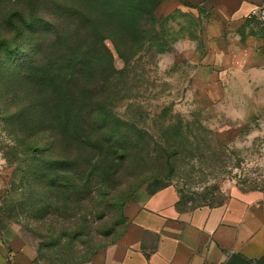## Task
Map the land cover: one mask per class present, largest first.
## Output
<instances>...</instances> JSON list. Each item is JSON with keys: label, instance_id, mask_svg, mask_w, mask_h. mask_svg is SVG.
<instances>
[{"label": "rangeland", "instance_id": "obj_1", "mask_svg": "<svg viewBox=\"0 0 264 264\" xmlns=\"http://www.w3.org/2000/svg\"><path fill=\"white\" fill-rule=\"evenodd\" d=\"M239 1L238 19L215 1L156 10L155 33L137 50L123 45L125 57L105 39L115 73L88 95L98 118L78 119L87 129L73 137L58 132L54 148L41 134L30 150L18 141L23 125L12 111L23 107L24 87L19 75L10 81L2 42L14 33L0 8V221L32 264L87 263L167 185L182 208L251 195L264 209V39L251 14L260 0ZM87 135L114 137L120 154L102 157ZM59 159L83 176L50 165Z\"/></svg>", "mask_w": 264, "mask_h": 264}, {"label": "trees", "instance_id": "obj_2", "mask_svg": "<svg viewBox=\"0 0 264 264\" xmlns=\"http://www.w3.org/2000/svg\"><path fill=\"white\" fill-rule=\"evenodd\" d=\"M165 1L0 0V8L6 10L3 23L14 33L10 40L2 42L13 72L10 81L16 85L19 75L24 87L23 107L12 111L23 125L19 130L24 132L25 139H19V145L30 150L38 143L36 138L48 133V138H53L49 146L54 148L58 132L73 137L85 131L87 128H77L75 122L84 121L87 116L90 120L98 118L100 111L88 95L96 94L95 88L115 73L113 52L105 39H112L121 57L126 56L123 45L139 49L155 33L160 17L155 11ZM180 1L192 6L188 1ZM18 38L21 41L17 44ZM85 138L102 157L120 154L114 137L102 141H91L90 135ZM72 162L59 159L50 165L56 169L55 165L68 163L62 170H73L77 177L74 178L79 180L83 175L71 168ZM96 167V162L89 164L84 177L93 174Z\"/></svg>", "mask_w": 264, "mask_h": 264}, {"label": "crops", "instance_id": "obj_3", "mask_svg": "<svg viewBox=\"0 0 264 264\" xmlns=\"http://www.w3.org/2000/svg\"><path fill=\"white\" fill-rule=\"evenodd\" d=\"M213 1L234 19L242 14L239 0H201L207 7ZM179 4L167 0L157 10L169 13ZM179 201L173 185L150 194L119 239L85 264H264V209L253 205V196L193 208ZM15 240L12 228L0 221V264H32Z\"/></svg>", "mask_w": 264, "mask_h": 264}, {"label": "built area", "instance_id": "obj_4", "mask_svg": "<svg viewBox=\"0 0 264 264\" xmlns=\"http://www.w3.org/2000/svg\"><path fill=\"white\" fill-rule=\"evenodd\" d=\"M251 14L258 20L262 37L264 39V0H260L259 4L251 10Z\"/></svg>", "mask_w": 264, "mask_h": 264}]
</instances>
